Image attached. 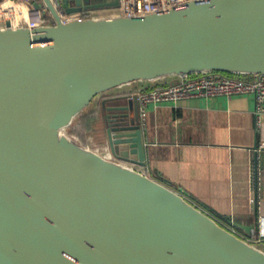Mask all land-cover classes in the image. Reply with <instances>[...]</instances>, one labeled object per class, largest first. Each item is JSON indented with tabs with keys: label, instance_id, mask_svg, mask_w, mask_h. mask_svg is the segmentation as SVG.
Masks as SVG:
<instances>
[{
	"label": "water",
	"instance_id": "1",
	"mask_svg": "<svg viewBox=\"0 0 264 264\" xmlns=\"http://www.w3.org/2000/svg\"><path fill=\"white\" fill-rule=\"evenodd\" d=\"M41 1L51 24L0 26V264H264V251L136 168L143 135L131 93L146 88L108 95L163 77L264 74V0L68 22ZM61 3L67 13L118 6ZM95 98L112 159L67 133Z\"/></svg>",
	"mask_w": 264,
	"mask_h": 264
},
{
	"label": "crops",
	"instance_id": "2",
	"mask_svg": "<svg viewBox=\"0 0 264 264\" xmlns=\"http://www.w3.org/2000/svg\"><path fill=\"white\" fill-rule=\"evenodd\" d=\"M100 11L115 12L111 8L97 9L92 15H100ZM174 82L173 77L134 81L108 95ZM102 100L93 99L77 116L75 127L88 117L89 129L84 140L70 136L112 159ZM253 109L251 94L149 103L143 110L138 103L144 164L136 168L167 183L220 225L264 251V115L256 126Z\"/></svg>",
	"mask_w": 264,
	"mask_h": 264
},
{
	"label": "built area",
	"instance_id": "3",
	"mask_svg": "<svg viewBox=\"0 0 264 264\" xmlns=\"http://www.w3.org/2000/svg\"><path fill=\"white\" fill-rule=\"evenodd\" d=\"M186 1L188 0H118V6L113 8V11L126 16L142 17L178 7ZM36 2L38 7H34ZM51 2L63 22L90 16L95 11L81 10L67 13L61 0H51ZM23 11L25 18L17 20L14 27L25 26L31 29L52 23V18L41 0H0V26L4 25L5 19L11 21ZM131 94L136 95L141 110L149 103L175 102L192 97L207 98L219 95L231 97L251 94L254 99L253 114L256 126H259L264 115V74H257L251 81L237 79L219 72L191 74L174 83ZM253 234L254 231L251 230L250 235Z\"/></svg>",
	"mask_w": 264,
	"mask_h": 264
},
{
	"label": "trees",
	"instance_id": "4",
	"mask_svg": "<svg viewBox=\"0 0 264 264\" xmlns=\"http://www.w3.org/2000/svg\"><path fill=\"white\" fill-rule=\"evenodd\" d=\"M223 74H225V73H223ZM225 75H228V76H231V77H233L232 75H230V74H225ZM90 120V119H89ZM75 126H74V124H72L69 128H67L68 129V132H69V134L70 135H74L75 136V133H76V135L78 134L77 132H76V128L78 127V128H80V129H82V131H87L88 129H89V121H88V117H87V120L83 123H81V124H79V125H77L76 126V128H74ZM77 128V129H78ZM79 129V130H80ZM83 133V132H82ZM80 134V133H79Z\"/></svg>",
	"mask_w": 264,
	"mask_h": 264
},
{
	"label": "rangeland",
	"instance_id": "5",
	"mask_svg": "<svg viewBox=\"0 0 264 264\" xmlns=\"http://www.w3.org/2000/svg\"><path fill=\"white\" fill-rule=\"evenodd\" d=\"M111 11H100L99 12V14L100 15H106V14H109ZM79 117V116H78ZM76 118L75 119V121H74V123L73 124H75V123H77V121L79 120V118ZM74 128H76V127H74ZM78 128V127H77ZM76 128V132L78 133L77 135H76V133H75V135H76V137L78 138V141L80 140H84V138L83 137H85V135L87 134V132L86 131H82V129H80V128H78L77 129ZM80 129V130H79ZM83 132V133H82ZM67 133L69 134V132H68V129H67ZM80 133V134H79ZM70 135V134H69ZM74 136V135H73ZM75 137V136H74ZM77 138H75V139H77Z\"/></svg>",
	"mask_w": 264,
	"mask_h": 264
},
{
	"label": "bare ground",
	"instance_id": "6",
	"mask_svg": "<svg viewBox=\"0 0 264 264\" xmlns=\"http://www.w3.org/2000/svg\"><path fill=\"white\" fill-rule=\"evenodd\" d=\"M23 18H25V12L24 11L21 12L19 15H16L15 19H11V21H10L11 26L14 27L16 24V21L19 19H23Z\"/></svg>",
	"mask_w": 264,
	"mask_h": 264
},
{
	"label": "clouds",
	"instance_id": "7",
	"mask_svg": "<svg viewBox=\"0 0 264 264\" xmlns=\"http://www.w3.org/2000/svg\"><path fill=\"white\" fill-rule=\"evenodd\" d=\"M5 6H7V5H5Z\"/></svg>",
	"mask_w": 264,
	"mask_h": 264
}]
</instances>
